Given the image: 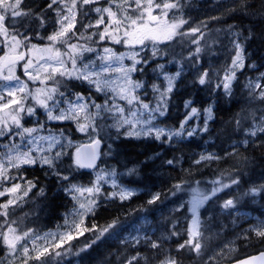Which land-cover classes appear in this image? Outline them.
<instances>
[{
    "label": "snow or ice",
    "instance_id": "1",
    "mask_svg": "<svg viewBox=\"0 0 264 264\" xmlns=\"http://www.w3.org/2000/svg\"><path fill=\"white\" fill-rule=\"evenodd\" d=\"M213 10L218 14L193 15L204 11L197 0H0V264H185L186 255L219 264L232 258L236 241L264 245V213L241 211L249 200H264V57L257 64L249 51L264 31L212 27L228 17L264 23V0H215ZM217 47L219 67L210 63ZM74 83L87 87L74 91ZM189 88L195 91L182 101V119L167 124L174 96ZM237 89H244L245 107L219 134L228 147L190 160L175 155V145L210 133L217 104L232 102ZM201 92L206 106L196 99ZM73 130L87 143L73 140ZM124 140L157 147L121 163L117 141ZM222 161L231 168H217L212 180L192 179ZM161 168L182 175L168 173L174 182L154 190ZM37 169L43 179L32 175ZM84 169L91 170L87 183ZM249 171L255 181L245 179ZM187 190L191 198L181 201ZM173 197L176 207L158 218ZM62 199L71 206L56 231L30 226ZM111 204L115 214L98 222ZM226 230L235 239L213 246ZM113 240L116 251L101 259L99 249ZM234 264H264V249Z\"/></svg>",
    "mask_w": 264,
    "mask_h": 264
},
{
    "label": "rangeland",
    "instance_id": "2",
    "mask_svg": "<svg viewBox=\"0 0 264 264\" xmlns=\"http://www.w3.org/2000/svg\"><path fill=\"white\" fill-rule=\"evenodd\" d=\"M197 3L200 5L201 8L204 9V11L203 12L193 13V15H198L199 14V15H201L203 17V16H211V15H217L218 14L216 11L213 10L215 0H197ZM236 18H237V21H234L233 23H243V25L245 27H253L254 26L247 19H244L242 21V20H238V17H236ZM253 19H259V18L258 17H254ZM229 20H230V17H228V19L226 18L225 19V23H229ZM222 42H224L223 38H222ZM117 50H121V49H119V47H118ZM214 51L218 55L220 54V49H215ZM249 51L253 54L252 55V59L254 61H256L257 64H259L261 62V58L264 57V55H262L261 53L257 52V49H254V48H251V47L249 48ZM223 62H224L223 56L219 55V58L215 59L211 63L214 64L215 66L219 67ZM175 70L176 69L173 66L169 65V71H175ZM261 70H264V69H261ZM248 75H252V73L249 72ZM186 79L187 80L191 79V74L190 73L187 75ZM241 81L243 82V77H241ZM70 87H72L74 91H78V92L80 91V90H78L75 87V83L70 85ZM241 90L244 91V89H241ZM238 93H239V89L236 90L234 98L238 97ZM234 98H233V100H234ZM98 102H100L99 99H98ZM204 103H205V105L207 104V99L206 98H205ZM227 104H228V107H230L232 102H227ZM194 106H196V105H194ZM239 106H240V108L237 111H235V114L240 112V110L245 107V96H243V100L239 103ZM196 107H198V106H196ZM215 115H216V113H215ZM41 119H43L42 116H41ZM229 120H231V118H229L227 120L220 121V122H216V119H215L214 122H210L209 123L210 133L209 134H204V135H202L200 137H196L195 139L191 140L192 144L189 145V147L192 148L193 146H195V148H193V151H191V152H188L187 151L188 149H185V151L182 152V153H185L184 157L187 160H190L191 158H193L195 153H198V152H201V151L207 150V151L221 152L222 148H227L228 145L231 143V141L227 140L226 135H219V134L227 132L226 123ZM67 128L69 130H71V125L67 126ZM218 135H219V138H218ZM72 139L75 140L78 143L87 142V139L82 134L75 133L74 130H73ZM206 140L208 141V144H204V141H206ZM191 142L185 141L184 143H191ZM180 146H181V144L175 145L174 147H180ZM113 147H114V145H113ZM155 147H157V146L155 145ZM162 151L164 152V158H170V155L169 156L167 155V152H168L167 149H164ZM241 151H243V150H241ZM245 154H247V153H245ZM105 159L107 160L108 164L116 166V167L119 168V165L117 164V160L114 159L113 157H106ZM124 162H126V161H122L121 163H124ZM232 163H233L232 161H227V162L222 161V162H220L218 164H213L210 167L203 169L202 171L196 172V174L192 177V179L201 180V181L212 180V179L215 178V174H216L215 170L217 168H219L221 170L229 169V168H231ZM157 164H159V161H157ZM188 166L189 165L187 163H185L183 165L184 168H187ZM257 171H259V170H257ZM168 173H170L172 177H175L177 179H179L180 176L182 175V173L180 171L169 169V168H161L159 170V172L156 174L157 178L153 181L154 183L158 184L159 187L154 189V190H163V189L169 187L171 182H174V181H170L169 180ZM249 177L253 181H255V179H256L255 174H253L250 171L246 174L245 179H247ZM185 178H187V177H185ZM81 182L82 183H87L86 181H83V180H81ZM247 186H248L247 184H242L243 188H246ZM193 187H195V185H193ZM207 187H208V185L204 184V183H202L200 185V188H202V189H206ZM191 195H192V193H191L190 190H187V191H185L183 193H180L179 194L180 200L181 201H187V200H189L191 198ZM221 196H222L223 199L227 198V196H224L223 194H221ZM143 199H145V197H143ZM172 201L173 202H168V201L165 202L166 207L163 208L162 214L161 213H157V217L158 218L161 215H163L164 217H167L168 213H169V210L176 207V203H175L176 198L173 197ZM260 201H261V199L259 197H257L254 201L253 200H249L247 202L246 207L242 208L241 211L242 212H246L249 215V217H258V216H260L261 213H264V203L259 205ZM252 205L259 206L258 207L259 209L258 210H254L253 207H251ZM184 214H185V210H181V212L176 217L179 218L181 215H184ZM201 215L202 216L204 215L203 210H201ZM61 216H62V214H61ZM222 218H223V223L225 222V224H228V219L226 217H222ZM62 222L63 221H62V218H61L53 227H39V229H41L42 231L51 230V231L54 232L57 229V225L61 224ZM30 226L33 227V224L30 225ZM230 232L231 231L226 230L220 237L217 238V240H214L212 242L213 246H215L220 241H223V242L226 243V242H228L230 240L235 239L234 233L233 232L230 233ZM174 246H175L174 242L169 245V247H174ZM244 246H245V243H244ZM235 247L237 248V251L230 254V256L232 258L224 259L222 261H219V264L224 263V262H230V261H233L234 259H238L239 258L238 254L243 249L242 241H236ZM114 251H116V249H114L113 252ZM3 255H4L3 250H0V257H3ZM185 264H189V263H187V261L185 260Z\"/></svg>",
    "mask_w": 264,
    "mask_h": 264
},
{
    "label": "trees",
    "instance_id": "3",
    "mask_svg": "<svg viewBox=\"0 0 264 264\" xmlns=\"http://www.w3.org/2000/svg\"><path fill=\"white\" fill-rule=\"evenodd\" d=\"M254 2L258 4L259 0H254ZM238 20H241V19L238 17ZM212 27L224 28L225 27V20H223L222 22L215 23L214 25H212ZM252 28L254 29L257 36H259L261 31H264V23L254 25ZM250 47L257 49V52L264 55V41L257 39L255 41L251 42ZM216 49H219V48L217 47ZM75 87L80 91H85V88H86L85 85L79 86L78 84H75ZM194 91H195L194 89L189 88L187 90V92L182 90L178 95L174 96L175 107L171 109L170 118L165 121L167 124H175L178 119H182V116L180 115V113L183 112V108L181 107L182 101L184 99L190 98L189 95L187 94L188 92H194ZM243 96H244V91L239 89L238 97L234 98L230 107H228V104L226 101L221 99L219 101V103L217 104L218 110L216 111V122H220V121L232 118L233 115L235 114V111H237L240 108L239 103L243 100ZM205 98H206V96L202 92L198 93L196 95L197 100L204 102ZM196 106L201 107L202 105L200 103H197ZM203 106H206L205 103L203 104ZM53 126L55 127V125H53ZM60 126L64 127V125H60ZM67 126H69V125H67ZM117 143L120 145V149L125 153V155H122L119 158L120 162L126 161V158L132 159V160L143 159V156H141L140 153H142L144 151H151L153 148H156L155 145H146V144H142V143L137 142V141L124 140L122 142L117 141ZM191 144H192V142L191 143H182L180 147H176L179 149V151L176 152L175 155H181V154L185 155V153H182L183 151H185V149H188L187 150L188 152L193 151V148H195V146L190 148L189 145H191ZM115 147H116V145H114V148ZM255 154L259 155V153H255ZM167 155L168 156L170 155V158H171V154L169 152H167ZM32 175L39 176V177H41V179H43V176H42L41 172L39 171V169L35 170L32 173ZM80 179L88 182V180L91 179V172L86 171V170H81ZM142 201H143V196L134 199L131 202V204L126 205V207H134L136 204L141 203ZM263 203H264V200H261L259 205L263 204ZM57 205L50 206L46 211L42 212L39 216V220L35 224H33V227H37V228H39V227H53L61 219V214L64 211H66V209L70 206V203L66 199H62L61 201L57 202ZM117 207H118V205L111 204L108 206L107 211L102 209L97 214L98 222L103 223L107 219H110L115 214L114 209H116ZM251 207H253L254 210L259 209L258 208L259 206H256V205H252ZM28 210L29 209L25 208V211H28ZM221 220L223 221L222 217H221ZM244 243L245 242H242L243 249L238 254V257H244V256L256 253L259 250L264 249V245H261V244L257 243L256 241H252L251 244L247 247L244 246ZM117 244H118V241L113 240V241H109L105 245H102L101 248L99 249L100 258L103 259V256L106 253L113 252V250L116 249ZM184 259L189 264H196L195 259L191 256L186 255L184 257ZM93 264H95V262H93Z\"/></svg>",
    "mask_w": 264,
    "mask_h": 264
},
{
    "label": "flooded vegetation",
    "instance_id": "4",
    "mask_svg": "<svg viewBox=\"0 0 264 264\" xmlns=\"http://www.w3.org/2000/svg\"><path fill=\"white\" fill-rule=\"evenodd\" d=\"M227 19H228V18H227ZM234 21H237V18L234 19V18L230 17L229 23H226V26H227L228 24L233 23ZM221 40H222V38H221ZM214 60H215V59H211V60H210V63L213 62Z\"/></svg>",
    "mask_w": 264,
    "mask_h": 264
},
{
    "label": "water",
    "instance_id": "5",
    "mask_svg": "<svg viewBox=\"0 0 264 264\" xmlns=\"http://www.w3.org/2000/svg\"><path fill=\"white\" fill-rule=\"evenodd\" d=\"M87 170H89V169H87ZM254 254H256V253H254ZM254 254H251V255H254ZM244 257H242V258H239V259H243ZM221 264H234V260L233 261H230V262H224V263H221Z\"/></svg>",
    "mask_w": 264,
    "mask_h": 264
}]
</instances>
